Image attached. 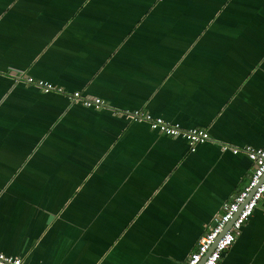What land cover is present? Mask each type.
<instances>
[{
  "label": "crops",
  "instance_id": "1",
  "mask_svg": "<svg viewBox=\"0 0 264 264\" xmlns=\"http://www.w3.org/2000/svg\"><path fill=\"white\" fill-rule=\"evenodd\" d=\"M223 144L264 147V0H0V253L183 264L252 171ZM217 264H264V196Z\"/></svg>",
  "mask_w": 264,
  "mask_h": 264
},
{
  "label": "built area",
  "instance_id": "2",
  "mask_svg": "<svg viewBox=\"0 0 264 264\" xmlns=\"http://www.w3.org/2000/svg\"><path fill=\"white\" fill-rule=\"evenodd\" d=\"M24 86H32L44 94H62V88L31 76L14 77ZM71 103H79L85 108L99 110L106 108V103L100 98L82 96L79 92L65 94ZM130 121L145 122L151 130L158 131L167 137H181L189 146L204 143L209 135L201 129H182L178 124L169 123L161 118H153L142 110H133L125 113ZM222 151L229 150L232 154L243 153L252 164V171L247 184L236 193L230 201L224 203L221 212L214 217L213 225L199 238L196 249L191 252L183 264H217L223 252L233 244L235 236L241 226L251 216L257 203L264 196V147L252 148L230 147L221 145ZM228 225H230L228 227ZM0 264H24L18 257L6 256L0 253Z\"/></svg>",
  "mask_w": 264,
  "mask_h": 264
},
{
  "label": "water",
  "instance_id": "3",
  "mask_svg": "<svg viewBox=\"0 0 264 264\" xmlns=\"http://www.w3.org/2000/svg\"><path fill=\"white\" fill-rule=\"evenodd\" d=\"M213 225V224H212ZM230 225H228V227H229Z\"/></svg>",
  "mask_w": 264,
  "mask_h": 264
}]
</instances>
